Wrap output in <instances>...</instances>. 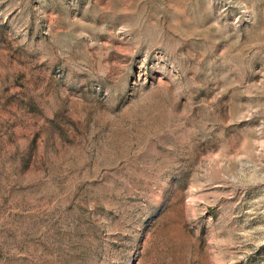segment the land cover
Listing matches in <instances>:
<instances>
[{"label": "rangeland", "instance_id": "obj_1", "mask_svg": "<svg viewBox=\"0 0 264 264\" xmlns=\"http://www.w3.org/2000/svg\"><path fill=\"white\" fill-rule=\"evenodd\" d=\"M0 264H264V0H0Z\"/></svg>", "mask_w": 264, "mask_h": 264}]
</instances>
